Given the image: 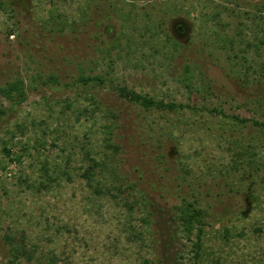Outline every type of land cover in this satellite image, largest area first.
I'll list each match as a JSON object with an SVG mask.
<instances>
[{
	"label": "rangeland",
	"instance_id": "rangeland-1",
	"mask_svg": "<svg viewBox=\"0 0 264 264\" xmlns=\"http://www.w3.org/2000/svg\"><path fill=\"white\" fill-rule=\"evenodd\" d=\"M15 13L0 10V87L22 80L26 98L0 95V264H195L182 200L206 213L197 264H264V0ZM120 87L183 108L144 109ZM84 152L106 159L117 197L88 188Z\"/></svg>",
	"mask_w": 264,
	"mask_h": 264
},
{
	"label": "trees",
	"instance_id": "trees-1",
	"mask_svg": "<svg viewBox=\"0 0 264 264\" xmlns=\"http://www.w3.org/2000/svg\"><path fill=\"white\" fill-rule=\"evenodd\" d=\"M22 1L24 2V0H0V10L6 14L8 12L11 13L10 15L12 17L14 16L13 18H15V15H16L15 5L18 6ZM170 40L172 41L174 45L176 46L178 45L175 39L172 38ZM187 70L188 68L185 69V71ZM80 79L82 81H85L83 79H96L98 82L102 81L98 77H92V78L81 77ZM23 85L24 83L22 80H17L12 83H7L4 87H0V95L4 97L5 99H7L9 102H12L13 106L19 105L26 98ZM116 90H117L118 95L122 99L124 100L126 99L132 104H138L144 109L156 108V109H168L170 111H173L178 108H183L181 105H176L175 103H171V102L164 103L163 101H156L152 97H149L147 95H141L125 87H120ZM4 114L5 112L0 110V117ZM231 118L241 125H245L248 122L247 119H240L237 116L231 117ZM255 124L258 127H261V126L264 127L263 125L264 123L256 122ZM108 140L109 139L107 138L106 139L107 146L113 149H116L117 147L110 144ZM22 149H25V148H22ZM3 152L5 156L10 159V162H13V160H16V162H19L21 159V155H16L14 157L12 154V148H7V146L5 145L3 146ZM84 156H85L86 162L88 163V166L86 169H84L81 176L86 181L88 188L92 189L93 192L98 195L109 194L112 196H116L114 195V191L120 193L121 188H122L121 186L122 183L120 181L112 178L111 176H108L110 181L109 182L106 181L107 177L104 174L108 169V164L106 165V161H105L106 159L105 160L96 159L95 157L91 156L89 152H84ZM2 168L4 169L5 167H2ZM115 177H117V175H115ZM104 180L106 181V183L103 185ZM123 203H125V201H123ZM128 209L131 210V208L129 207ZM178 213H179L181 227L186 237L189 238V236H191L194 233V231H196L195 233L196 240L192 242V246H193L195 264H197L198 260L202 256V238L204 236V231H203L204 221L203 220H204V215L206 213L202 211L201 209L196 208L193 203L187 202L185 200H182L181 205L178 207ZM223 231H224L223 236L228 238L229 229L224 228ZM12 248H13V251L15 252L18 251V248L16 246H13ZM144 262H147V260L145 259ZM213 264H217V262L215 263L213 262Z\"/></svg>",
	"mask_w": 264,
	"mask_h": 264
}]
</instances>
